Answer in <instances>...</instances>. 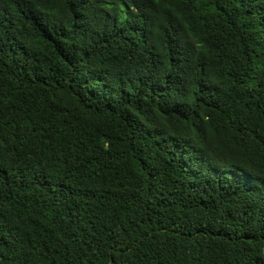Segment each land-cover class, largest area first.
<instances>
[{"label":"trees","instance_id":"16d2710c","mask_svg":"<svg viewBox=\"0 0 264 264\" xmlns=\"http://www.w3.org/2000/svg\"><path fill=\"white\" fill-rule=\"evenodd\" d=\"M0 264H264V0H0Z\"/></svg>","mask_w":264,"mask_h":264}]
</instances>
